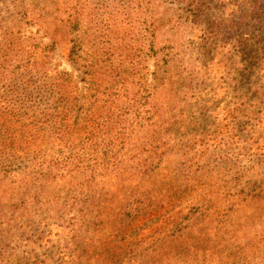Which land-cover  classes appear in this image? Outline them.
<instances>
[{
    "label": "rangeland",
    "instance_id": "rangeland-1",
    "mask_svg": "<svg viewBox=\"0 0 264 264\" xmlns=\"http://www.w3.org/2000/svg\"><path fill=\"white\" fill-rule=\"evenodd\" d=\"M165 1L148 2L155 4L154 33L147 7L137 13L136 6H130L137 14L129 40L139 51L122 56L108 21L118 0H81L89 9L101 7L95 18L89 17L99 33L84 26V35L61 37L58 45L49 27L53 15L48 0H0V264L121 263L111 250L119 232L116 206L128 201L130 186L141 183L142 174L135 169L139 159H145L152 136L161 137L172 154L155 170L158 183L151 179L142 184L158 198L154 204L160 203L161 209L154 207L143 220L159 218L143 226L138 248L155 242L153 253L168 252L183 238L174 237L175 230L188 235L205 228L212 243L232 237L230 251L237 244V259L246 256L251 264H264V239L258 233L264 228V192L254 211L249 199L241 200L250 186L260 185L257 174L264 158L253 171L259 158L242 148L245 138L239 130L236 136L228 128L217 129L234 107L246 111L247 105L264 117V0ZM24 6L30 17H37L24 20ZM78 37L86 40L88 65L100 58V66L108 67L97 75L110 73L112 67L136 68L131 77V70L120 77L128 79V89L141 96V104L128 117L125 130L110 138L98 131L85 138L79 127L90 111L103 106L117 111L129 99L118 77L106 78V88L114 85L110 92L98 90L99 98L75 105V118L53 105V92L46 85L55 71H67L84 95L88 93L84 87L95 76L75 71L66 60ZM93 45L96 50H90ZM38 89L48 92L44 104ZM113 92L118 98L108 100L105 96ZM152 97L167 110L162 133L149 131L155 119L144 122ZM48 107L51 117L46 120L42 111ZM68 120L73 128L59 134V123ZM106 161L121 162V181L111 186L114 176L108 172L104 178L97 171L102 189L95 197L82 195L84 174ZM17 204L25 208V216L15 213ZM239 224L248 227L238 233ZM89 240L101 249L95 256V249L87 255L83 250ZM149 253L136 254L133 260L145 263Z\"/></svg>",
    "mask_w": 264,
    "mask_h": 264
},
{
    "label": "trees",
    "instance_id": "trees-1",
    "mask_svg": "<svg viewBox=\"0 0 264 264\" xmlns=\"http://www.w3.org/2000/svg\"><path fill=\"white\" fill-rule=\"evenodd\" d=\"M152 1V0H149ZM149 1L147 0H118L115 3L114 8L111 11V15L108 18L109 21V30L111 34V38L115 39L118 47V51L122 56H135L137 54L138 48L136 45H132L130 43V35L132 32L130 23L132 22L133 17L139 13V11L145 7L150 12L152 22L150 23L151 33H154L156 27L155 23V4L149 5ZM51 6V12L53 18L51 20V25L49 27L54 30L52 33L53 42L58 45L61 37H66L67 35L79 34L83 33L81 30L84 26L86 29H94L97 30V24L91 19L97 15V12L101 11V7H96L93 9H89L88 5L81 2V0H48ZM165 2L175 3V0H168ZM144 3H147L146 6ZM136 6L137 13L134 14L133 11L130 10V6ZM145 5V6H144ZM24 11H22V17L24 20L29 18L34 19L37 16L34 14V17H30L28 15L26 6L23 7ZM135 11V12H136ZM89 17L91 19H89ZM39 22V21H37ZM73 42V41H72ZM86 40L85 38L78 37L77 40L74 41L71 50L69 51L67 62L74 68L75 71H79L80 73H84L87 76L94 75L95 78L92 82L89 83L88 87L85 91H88L86 95L82 92L83 90L79 87L77 80L75 77L67 71H55L54 75L49 77L46 81V85L50 86L51 91L54 95V103L57 109L63 110L66 113L65 116H73L75 118L76 110L73 111L74 106L79 105L81 100L88 98H99L95 93L99 92L101 89H106L110 92V90L114 87L110 86L106 88L104 85L107 84L106 78L110 75V80L118 77V83L124 87V91L128 92L129 99L122 103L121 106L118 107L117 111L113 110V106L110 108H106L105 106L101 107V110L98 111H90L87 115V119L84 120V124L79 127L81 131L86 135L87 138L90 135L96 134V131L105 135L107 138H110L112 134L116 131V135L118 132L125 130L128 122V117L133 114L135 108L139 107L141 104V96L137 93H132L128 89V79H123L120 77L124 72L127 73L130 77L135 72L136 68L131 67L130 69H126L124 71H120L117 67H112V71L108 74H102L104 80L102 79V75H97V72L104 73L108 67L100 66V58L91 62V65H88L87 59L84 56V50L86 49ZM97 47L93 45L90 50H96ZM152 51V45H151ZM5 61L9 59V57L4 56ZM135 58L132 59V65L135 66ZM104 62V61H103ZM94 69H97L95 71ZM87 70V71H85ZM118 72V73H117ZM117 73V74H116ZM101 80V81H100ZM105 82V83H104ZM99 87V89H97ZM257 88V87H256ZM258 90L261 87L257 88ZM99 90V91H98ZM48 92L43 93L38 89V96L41 99L40 104H44L46 102V96ZM108 100L114 101L117 97L115 92L106 95ZM149 109L147 111L148 117L144 120V122H150L155 119L150 125L149 131L151 133H162L161 130L165 128V121L162 119L165 118V114L167 112L165 108V104L158 99H152L149 101ZM52 108V107H50ZM49 107L47 110H43L42 118L48 120L51 117V113H49ZM104 112L105 116H100ZM93 120L91 121V117ZM99 116V117H98ZM98 117V118H97ZM245 120V122H244ZM72 125L67 122H60L57 131L59 134H64L66 131L70 130ZM225 128L230 129V133L233 134L237 132L236 136L241 135L242 138H245V142H242V148L252 154L254 157H258L257 166H252L251 169L256 171L261 158H264V117L258 116L254 111H252L246 105V111H242L241 108H231L227 111L226 118L220 119V122L217 124V129L224 130ZM239 130V132H238ZM167 133V132H166ZM165 133V134H166ZM235 135V134H234ZM123 139L125 135L122 134ZM164 136V135H163ZM13 141L14 136L11 135ZM149 147L147 149V155L145 159H139L141 162L136 171L142 174L141 183L137 186H130L127 189L129 192V196L127 197L128 201L123 205H117L116 210L117 213V227L119 232L117 233V238L120 235H123L124 238L115 240L114 246L111 250H116L115 254L119 255L122 259L121 263L115 264H251L252 260L244 257V260H239L238 258V246L235 244L231 248V240L223 239L221 242L212 243V239L210 238L209 229H199L195 231V233H189L185 235L184 233L179 234L180 230H175L173 232L174 237H183L176 244L169 249L168 252L163 253H153L154 243L149 248H138L142 246L141 241L138 239L141 238L144 240L142 235L143 226L149 223H153L156 220H159L158 216H155V219L151 221V219L143 221L146 217L151 216L153 214L154 207L158 210L161 209V204L157 203V197H155L150 192L145 191V186L142 184L150 183L151 179L158 183V176L155 172L156 169L159 168L161 163L165 160V158L169 157L171 153H167L168 149L165 148L166 144L162 141L161 137L152 136L149 140ZM98 160V157H97ZM79 166H75L73 170H77ZM121 170V162L120 161H106L103 167L96 169H92L91 174L85 173L79 183V191L82 195L94 196L99 193L100 184L96 178L97 171L101 173L104 178H107V173L109 172L114 176V179L111 180V186L114 185L115 182L121 181V174L119 171ZM262 178L260 185L258 186H250L245 192V197H241V200L249 199V204L253 206V211L259 206L263 200L262 193L264 192V167L262 171H259L257 174ZM257 177V176H256ZM258 183V182H257ZM147 186V185H146ZM112 193V191L110 192ZM244 193V192H243ZM95 197V196H94ZM154 201V202H152ZM21 204H17L14 207V211L16 214L22 212L21 215L25 216V208L20 207ZM95 200L91 201L88 204V208L91 210L94 208ZM141 221L142 224L138 225ZM245 227H248L246 224L238 225V233L242 232ZM260 233V239H264V228L258 232ZM197 234V235H196ZM241 234L237 237L240 238ZM104 249H107V245L103 243ZM250 249H253V246H249ZM95 249V250H94ZM152 249V253H149V250ZM85 254L87 255V250H94V256L101 249L98 248L97 241L89 240L88 244H85V248L83 249ZM147 251L148 260L144 262L133 260L136 254L143 255ZM210 254V255H209ZM206 259L202 262L200 259ZM125 262V263H124ZM106 264H113L108 263Z\"/></svg>",
    "mask_w": 264,
    "mask_h": 264
}]
</instances>
